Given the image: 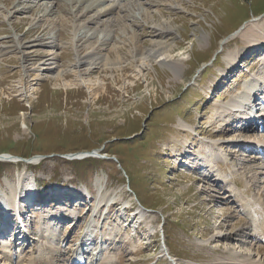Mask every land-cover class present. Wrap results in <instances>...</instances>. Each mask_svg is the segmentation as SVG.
Here are the masks:
<instances>
[{"label": "rangeland", "instance_id": "rangeland-1", "mask_svg": "<svg viewBox=\"0 0 264 264\" xmlns=\"http://www.w3.org/2000/svg\"><path fill=\"white\" fill-rule=\"evenodd\" d=\"M141 1L176 31L158 35L157 21L105 2L98 10L115 9L106 34L124 71L83 75L65 20L89 2L31 0L21 11L24 0H0V198L17 212L13 192L27 183L45 192L26 208L31 243H0V264H264V159L240 142L264 138V129L237 128L254 116L253 102L264 112V0H186V12ZM46 22L60 25L51 31ZM97 27L96 40L105 27L88 24ZM133 32L143 50L177 39L183 78L156 63L130 67ZM257 36L262 43L246 51ZM105 46L107 56L113 45ZM245 85H254L248 106L233 108ZM71 186L91 198L53 200Z\"/></svg>", "mask_w": 264, "mask_h": 264}, {"label": "bare ground", "instance_id": "bare-ground-1", "mask_svg": "<svg viewBox=\"0 0 264 264\" xmlns=\"http://www.w3.org/2000/svg\"><path fill=\"white\" fill-rule=\"evenodd\" d=\"M30 1L31 0H26V1L24 0L23 5L20 7L21 11L27 9L26 8L27 6L25 5L26 6L25 7L24 4H25V2L28 3ZM74 1H76L75 3H77V5H79V6L85 5V2H89L90 3V4L85 6L86 8L84 10H82L81 14H79L77 11L73 12L74 13V18L73 19H75V21L72 20V19H71L72 21L71 20L70 21L69 20H65L66 23H69V25H71L70 27L74 31V39H73L72 43H73V48H74V51H75V54H76V58L78 59V62L80 64L78 73H81L83 75L90 74L92 71L97 70V69L98 70L99 69L100 70L103 69V71H107L108 70V71L113 72V73H120V72L124 71L122 59L117 54L118 47L115 46V43L113 44L114 41L112 40V35L111 34H106V32L108 33V32L112 31L111 30L112 24L113 23L116 24V22L114 20L106 19L107 17H110L112 11H114V13H115V9L107 8L105 10H98L99 7L102 6L105 2H110L111 4H114L115 6H118V5H120V3H122L124 1V3L121 6V8L127 9V7H129L130 9H132L133 14L140 18L139 21H142V22L144 21L145 23H152V24H153L154 21H157L158 23L156 22L157 23L156 26L158 27V30H156V29L155 30H156L158 35H161V34H169L170 35V34H172V33H174L176 31V28L173 25L174 22L173 21H169L168 19H164L163 18L164 16L161 15V17L159 19L154 20V17L156 15H154L152 13L153 10L151 11V9L145 8L143 3H141L142 2L141 0H74ZM185 1L186 0H169V3H167V4L170 5L171 8L174 7V9H178V11L182 10V11L186 12L185 8L180 9V7H179V4H181V2H185ZM18 4H20V2H18ZM79 6H75V7L78 9ZM146 7H148V6H146ZM46 10H48V9L45 8L44 11H46ZM89 12H95V16L92 15V16H88L87 18H85V16L89 15ZM86 13H88V14H86ZM70 15H71V13H70ZM81 18H85V21L82 22ZM88 21L90 23H93V24L97 25V26H104L105 27V29L103 30V32H105V33L102 34V35H99L97 40L95 38H96L97 32L99 31L100 28L97 27V29H94L93 31L90 32L88 30V24H89ZM76 22H78V23H76ZM43 23H45V22H43V20H41V19H38L36 21V25H39V24L41 25ZM46 23H47V27H50L51 31L56 30L57 29L56 27L60 25L59 22H56V23L46 22ZM61 24L63 26L64 22H62ZM82 29L83 30L84 29L88 30V32H90V34L83 35ZM124 30H126V26H124ZM133 33L134 34L130 35L132 37H130V38L128 37V39L130 41H132V43H134V46L128 52V54L130 55V57H129L130 58V63H129L130 67L132 66V67L136 68L137 70H140V68L141 69L149 68V66H151L152 63H156V64H159V66L163 69V71H164L163 74L164 75L169 74L171 76H174L175 79H182L183 78V74H184L183 61H182V59H179L178 57H175L173 55L175 53L176 49H177V46H178V43H175L177 39H175V38H174V40L172 39L173 40L172 43L171 42L169 43V41H167V40L166 41L163 40L164 38L163 39H158V40H155V41L151 42L152 43L151 48H147L146 50H143V48L141 46H139V44H138L140 42L138 34H136L135 32H133ZM258 35H261V36L264 37V30H263V32L261 31ZM88 36H90V37H88ZM257 38H259L258 41L261 40L259 36L254 37V38L252 37L250 39V42L248 44L250 46H249V49H247L246 51H248V50L251 51L250 47L253 48L256 45H258L259 43H262V42L256 43V42H258L256 40ZM92 39H94V42L91 41ZM200 40H202L203 42H204V40L207 41L206 35H203L202 39H200ZM200 40L198 41V43H202V42H200ZM23 42L25 44L26 43H30V42H26L25 39L23 40ZM33 42H37V41H33ZM49 42H51L50 38L47 39V43H49ZM15 43H17L18 46L22 45V41L20 40V38H16ZM99 43L104 44V46H105V43H107V44L111 43L113 45L112 49H110V53L108 54V52H107V54H108L107 56L105 54H102V53L105 52L106 46L105 47L104 46L101 47V49H100V46H99L98 49L95 48V47H97L99 45ZM204 46L205 45L202 43V49H203ZM30 53H32V52H30ZM50 60H47L46 62H42L43 65H45V64L46 65L47 64L54 65L55 64L54 58L52 59L53 61H51V62H54V63H50ZM229 60L231 62V66L237 65V62H238L237 55L230 56ZM52 68H54V67H52ZM54 69H56V67ZM156 70H158V69H156ZM231 70L232 71L228 72L227 75H229V73H231V74L234 73L233 72L234 69L231 68ZM157 72L159 73V71H157ZM40 77H41V75L38 74L35 79H39ZM61 78H62V72L59 71V73L56 75L55 79L59 80ZM163 87H164V85H162V89H163ZM69 89L71 90V92L74 90V88H69ZM253 89H254V85H245L244 86V91H245L244 95L239 99V101H235L237 103L235 105H232L233 108H238L239 106H241L243 104H248V103H245V102H246L247 98L250 96V94H251ZM157 91H158V89L153 91L154 96H157L156 95ZM105 93H102L101 96L102 95L104 96ZM187 125L183 124V126L189 128V126H187ZM244 131H246V130H241V132H244ZM257 139H259V141H264L263 137H258ZM252 141H253V139L247 140V143H252ZM240 142L244 143L246 141L241 139ZM247 152H248V150H247ZM9 157L10 156H8V158ZM3 158H4V156H3ZM29 186L31 188V185H29L27 183L26 186H25L26 188H24V189L27 190L29 188ZM21 190H22V188H21ZM12 194L15 196V198H16V196L18 198H20L21 197L20 194H22V192L20 191L19 194H17V195H15L14 192ZM3 200L4 199L0 198V202H3ZM21 210H22V207H17V212L20 213V214H21V212L24 213L26 208L23 209L22 211ZM7 224H8L7 221H1L0 222V232H1L0 236H2L4 233L7 232V228H8ZM238 226H239V224H238ZM262 236L264 237V234ZM24 239L29 240V241L31 240V239H28L27 236L24 237ZM51 252H54V251H51ZM54 257H56V256H53V258ZM237 258H238V256H237ZM3 259L4 258H2V260ZM249 261H250V259H249ZM31 264H46V263H42L39 260L35 259L34 261L31 262Z\"/></svg>", "mask_w": 264, "mask_h": 264}, {"label": "water", "instance_id": "water-1", "mask_svg": "<svg viewBox=\"0 0 264 264\" xmlns=\"http://www.w3.org/2000/svg\"><path fill=\"white\" fill-rule=\"evenodd\" d=\"M69 159H77V156H69ZM79 159V158H78Z\"/></svg>", "mask_w": 264, "mask_h": 264}]
</instances>
